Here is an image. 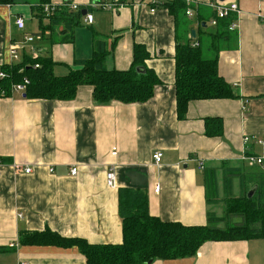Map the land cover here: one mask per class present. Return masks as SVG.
Returning a JSON list of instances; mask_svg holds the SVG:
<instances>
[{"label": "crops", "instance_id": "obj_1", "mask_svg": "<svg viewBox=\"0 0 264 264\" xmlns=\"http://www.w3.org/2000/svg\"><path fill=\"white\" fill-rule=\"evenodd\" d=\"M40 1H0V71L10 63L11 46L29 34L40 56L52 57L57 76L80 69L78 60L93 59L100 40L108 70H128L134 46H145L146 65L161 83L150 101L129 105H100L89 85L71 101L28 99L25 91L0 98V264H86L78 248L23 244L22 232L50 230L90 244H121V188L146 191L150 214L164 222L205 226L211 215H226L225 201L264 182V170L244 160L246 153L264 157V146L251 142L246 150L243 141L264 139V0H236L237 29L217 57L235 97L192 101L185 119L177 113V47L216 33L210 24L215 0H188L193 16L185 17L187 29L152 0H128L118 12L87 9L92 0H51L82 9L69 42H61L62 26L52 30L48 19L39 20ZM84 9L94 16L90 25ZM19 17L24 30L15 25ZM209 118L222 120L221 136L206 134ZM157 152L163 153L160 164L153 160ZM108 172L115 173V188L107 185ZM149 264H264V239L208 241L194 257Z\"/></svg>", "mask_w": 264, "mask_h": 264}, {"label": "trees", "instance_id": "obj_2", "mask_svg": "<svg viewBox=\"0 0 264 264\" xmlns=\"http://www.w3.org/2000/svg\"><path fill=\"white\" fill-rule=\"evenodd\" d=\"M10 4L11 0H0ZM51 0H41L38 7L39 20L48 19L49 27H63L61 42L73 39V31L81 25L82 10L71 12L67 7H58L47 17L43 6ZM168 10L179 27L187 29L185 20L191 5L184 0H160L157 4ZM211 17L215 18L214 11ZM237 16L219 19L216 33L210 32L181 42L176 54V104L180 119H185L189 103L199 100L231 99L235 97L232 87L220 75L217 57L224 48L223 42L232 39L230 26ZM181 27V28H182ZM237 36V35H236ZM196 42V43H195ZM194 43L196 45H194ZM105 44L97 40L95 54L91 60L76 61L81 68L71 70L65 76L54 73L52 57L32 59L28 55L21 62L5 65L0 78V98L12 94L13 87L29 80L25 95L28 99L48 101H71L76 98L80 86L93 87L96 103L107 105L117 101L126 105L150 101L161 83L156 73L149 69L146 61L150 54L140 44L134 46V58L128 70H108L105 65ZM39 65V68H35ZM208 136H221L223 122L220 118H209ZM209 179V178H208ZM208 180V189L211 188ZM256 187L254 196L248 192ZM239 198L225 201L227 212L224 217H209L205 226H186L178 222H164L149 211V196L146 191L121 188L118 190L119 216L122 220L123 241L121 244H90L84 239L67 238L50 230L35 233H21V242L29 245L76 247L85 256L86 264H149L155 260H176L194 257L208 241H243L264 239V182L255 184ZM242 222L230 224L232 217ZM225 224L223 227L219 225Z\"/></svg>", "mask_w": 264, "mask_h": 264}, {"label": "built area", "instance_id": "obj_3", "mask_svg": "<svg viewBox=\"0 0 264 264\" xmlns=\"http://www.w3.org/2000/svg\"><path fill=\"white\" fill-rule=\"evenodd\" d=\"M160 0H152V2L154 4H158ZM185 2L188 3V0H184ZM130 2L128 0H92L91 3L89 4V7L87 9H96V10H100V11H104V12H118L119 10L123 9L126 6H129ZM59 6H54L51 4H46L43 6V13L47 16L50 17L52 16L55 11L57 10ZM63 7H67L70 10L73 11H80L82 10L80 8V6L76 3H71V4H66L63 5ZM211 7L213 8L216 17L213 18L210 21V24L213 27H216L218 24L219 19H225L228 18L231 15H235L238 17V15L240 14V8L238 6V3L236 2V0H229V1H225V2H221L219 0H215L214 3H212ZM87 9L86 10V14L84 15V22L88 25L92 24L94 21V16L93 14H90L88 12ZM155 10L153 9L152 12H154ZM186 15L188 17H192L193 16V11L191 9L187 10ZM263 22H264V17H263ZM236 23V22H235ZM233 23L230 26V30L231 31H236L237 29V25ZM15 25L18 27V29L20 30H24L25 29V19L23 17H19L16 18L15 20ZM35 42V37L32 35H25L24 37V41L21 45H13L10 48L9 51V58H10V63L9 65H13L16 64L18 62H21V51H25V49H29V56L32 59H38L40 58V52L38 51L36 45L34 44ZM194 45H196L194 43ZM29 46V47H28ZM39 65H36L35 68H39ZM6 75L0 71V78H5ZM29 80L27 78L24 79V82L22 84H18L15 85L13 87V91H26L27 86L29 85ZM244 144L246 146V150L248 149V145L251 142H254L257 145L260 146H264V139L260 138V137H255V136H245L244 139ZM113 154H116V149L113 150ZM153 160L156 164H160L163 160V153L162 152H157L153 155ZM244 160H247L250 165L252 166H259L260 168H262L264 170V157L261 156H257V155H251V154H247L244 157ZM32 172V169L27 168L25 169V173L26 174H30ZM78 173V168L74 167L71 170V175L72 176H76ZM2 175L0 172V179H1ZM116 176L114 172H108L107 173V185L110 188H115V182H116ZM160 190V186H157L156 191L159 192ZM20 264H29L27 262H21Z\"/></svg>", "mask_w": 264, "mask_h": 264}, {"label": "water", "instance_id": "obj_4", "mask_svg": "<svg viewBox=\"0 0 264 264\" xmlns=\"http://www.w3.org/2000/svg\"><path fill=\"white\" fill-rule=\"evenodd\" d=\"M219 1H221V2H225V1H229V0H219ZM86 12H87L86 10L83 11V14L85 15ZM195 33H196L195 31H192V35H193V37H195ZM24 97H26V95H24ZM255 192H256V187L253 188V189H251V190L248 192L247 197H248L249 199H251V198L254 196Z\"/></svg>", "mask_w": 264, "mask_h": 264}, {"label": "rangeland", "instance_id": "obj_5", "mask_svg": "<svg viewBox=\"0 0 264 264\" xmlns=\"http://www.w3.org/2000/svg\"><path fill=\"white\" fill-rule=\"evenodd\" d=\"M23 1H28V0H23ZM35 25H36V23H35ZM56 75H58L57 72H56ZM229 222L231 225H236V224H239L240 222H242V219L238 216H235V217H232ZM224 225H221V226H224Z\"/></svg>", "mask_w": 264, "mask_h": 264}]
</instances>
